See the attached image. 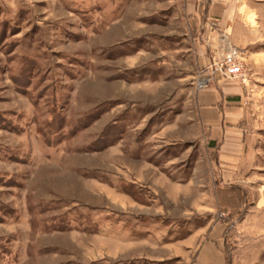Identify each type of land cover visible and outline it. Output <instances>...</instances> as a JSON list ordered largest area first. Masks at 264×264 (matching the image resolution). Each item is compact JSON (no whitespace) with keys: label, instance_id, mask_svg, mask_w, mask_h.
<instances>
[{"label":"rangeland","instance_id":"rangeland-1","mask_svg":"<svg viewBox=\"0 0 264 264\" xmlns=\"http://www.w3.org/2000/svg\"><path fill=\"white\" fill-rule=\"evenodd\" d=\"M251 2L257 55L238 50L255 147L230 176L195 120L187 0H0V264H197L218 223L226 264H264Z\"/></svg>","mask_w":264,"mask_h":264},{"label":"crops","instance_id":"crops-1","mask_svg":"<svg viewBox=\"0 0 264 264\" xmlns=\"http://www.w3.org/2000/svg\"><path fill=\"white\" fill-rule=\"evenodd\" d=\"M252 5L251 0H187L194 32L191 53H183L184 63L192 69L188 78L194 75V79L206 69L214 50L224 41L239 49L244 58L257 55L249 50L256 44L253 39L259 29L258 11ZM244 89L243 83L217 73L205 88H191L197 125L206 131L209 150L230 176H236L239 167L254 154V139L245 127ZM224 232L218 223L207 237L193 244L197 264H226Z\"/></svg>","mask_w":264,"mask_h":264},{"label":"built area","instance_id":"built-area-1","mask_svg":"<svg viewBox=\"0 0 264 264\" xmlns=\"http://www.w3.org/2000/svg\"><path fill=\"white\" fill-rule=\"evenodd\" d=\"M216 73L226 79L236 81L244 80L246 77L243 55L228 41H224L214 50L210 64L206 69L198 72L195 89L199 91L205 88L211 80V76Z\"/></svg>","mask_w":264,"mask_h":264},{"label":"trees","instance_id":"trees-1","mask_svg":"<svg viewBox=\"0 0 264 264\" xmlns=\"http://www.w3.org/2000/svg\"><path fill=\"white\" fill-rule=\"evenodd\" d=\"M229 189H232L233 191H243L242 189H240V188H232V187H228V188H226V190H228L229 191Z\"/></svg>","mask_w":264,"mask_h":264}]
</instances>
